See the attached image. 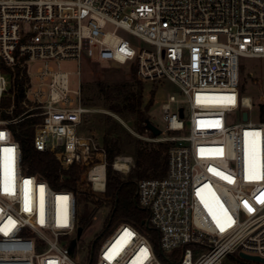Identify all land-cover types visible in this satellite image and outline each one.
Returning a JSON list of instances; mask_svg holds the SVG:
<instances>
[{
  "label": "built area",
  "instance_id": "2783aa9c",
  "mask_svg": "<svg viewBox=\"0 0 264 264\" xmlns=\"http://www.w3.org/2000/svg\"><path fill=\"white\" fill-rule=\"evenodd\" d=\"M64 59L77 60L78 73L83 62L135 66L143 81L176 83L189 105L187 114L173 94L162 104L171 133L159 139L174 142L168 168L138 182L155 234L119 222L95 264L264 258V107L244 87L246 71L264 60V0H0V264H83L79 199H89L87 188L106 192V147L81 133L92 109L70 88ZM19 88L23 111L1 117ZM6 95L12 104L2 106ZM28 117L38 118L36 149L54 152L64 168L78 165L85 188L79 180L77 190L56 189L24 170L11 125ZM112 166L128 172L135 163L117 155Z\"/></svg>",
  "mask_w": 264,
  "mask_h": 264
},
{
  "label": "rangeland",
  "instance_id": "374dc122",
  "mask_svg": "<svg viewBox=\"0 0 264 264\" xmlns=\"http://www.w3.org/2000/svg\"><path fill=\"white\" fill-rule=\"evenodd\" d=\"M137 47L144 46V43L139 39H133ZM254 62H248L252 65ZM42 65L41 62H35L32 64L31 72L34 75L37 68ZM52 65L58 69L59 66L56 63ZM255 65L253 69H248L245 73L244 87L247 88L246 94L253 96L255 100L256 107L259 108L258 103H260V97L264 94V60L263 62ZM60 68L69 73V86L71 89L83 91V97H90L94 94L95 84L98 80H102L106 85L114 89L118 94L119 86L123 89H134L138 91L137 78L135 75V70L132 66L121 65V64H111L110 61H104L101 64L95 62H83L80 73H78L79 63L77 60L64 59L60 63ZM260 75V76H259ZM143 89V103L141 105V110L146 114V118L149 117L150 120L162 129V133L158 136H152L150 131H139L138 126L141 124L140 117L138 113H129L126 117H122L119 114L113 112L108 108V104L104 97L99 95L94 102L96 104H88L92 109L86 117V127L81 130V133L87 134L92 131L98 135L103 141L104 145L115 143L118 148L117 155H130L134 159L135 166L137 164V152L139 149L143 148L146 150H152L158 148L161 142L159 138L163 134H170L171 132H166V123L163 120L162 104L168 100L169 95L173 94L177 99L182 100L181 105L185 107L186 113H189V105L185 101L187 96L181 91L180 87L170 81L163 80L161 82L154 81H142ZM85 100V99H84ZM148 109L146 105L149 104ZM175 106V105H174ZM258 110L253 112V117H256ZM114 119L121 123L126 130L131 134L129 137L126 134L122 135H107L105 133L106 125L109 120ZM168 153V152H167ZM114 168V167H113ZM122 172L118 171L124 178H128L131 175V171ZM116 170V169H115ZM80 188H85L86 183L82 181V171L80 174ZM82 190V189H81ZM80 190V191H81ZM85 191V190H84ZM87 201H82L79 199V212H83L82 216L88 212L90 216L89 223L84 227L83 233L80 237L78 245L76 247V254L79 259L82 260L83 264H87L90 259L89 252L92 243L95 241V252L94 258L91 264H95L98 260V250L101 242L109 237L119 222L114 221L110 227H106L107 220L110 218L111 214V201L105 193L93 191L87 188L85 191ZM108 198V199H107ZM94 215V217H93ZM227 264H254L255 262L239 258V259H228Z\"/></svg>",
  "mask_w": 264,
  "mask_h": 264
},
{
  "label": "trees",
  "instance_id": "16d2710c",
  "mask_svg": "<svg viewBox=\"0 0 264 264\" xmlns=\"http://www.w3.org/2000/svg\"><path fill=\"white\" fill-rule=\"evenodd\" d=\"M135 70V66H132ZM143 80L137 78L139 86L138 91L134 89H123L119 86L118 94L114 89L109 88L102 80L95 84L93 96L85 97L86 105L96 104L95 99L99 95L103 96L108 104V108L122 117L129 113H138L141 124L138 126L139 131H150L146 126V114L141 110L143 103L142 89ZM11 91V90H10ZM24 98L22 88H19L14 97V109L12 113L5 110L1 111V117H13L19 115L23 108L21 102ZM12 104L11 95L4 96L2 106ZM146 105L148 109L149 105ZM264 107V105H262ZM261 107V108H262ZM36 117H28L11 125L14 137L19 141L22 149V164L24 170L29 174H35L40 178L47 180L51 186L56 189L77 190V184L80 179L81 169L78 165L73 164L69 168H64L55 153L52 151H40L34 145ZM105 133L107 135L131 134L118 121L111 119L106 125ZM152 136H155L150 131ZM172 141L161 142L158 148L152 150L139 149L137 152V164L132 168L130 177L124 178L118 170H115L112 163L118 154V148L115 143L105 144L107 151V183L106 195L111 201V214L107 220L106 227L111 224L122 221H129L136 224L140 229L152 236L155 234L154 228L148 224L149 211L139 204L138 200V182L146 177H162L166 174L168 168V150L173 145ZM89 213L86 212L81 217V227H85L90 221Z\"/></svg>",
  "mask_w": 264,
  "mask_h": 264
},
{
  "label": "water",
  "instance_id": "95a60500",
  "mask_svg": "<svg viewBox=\"0 0 264 264\" xmlns=\"http://www.w3.org/2000/svg\"><path fill=\"white\" fill-rule=\"evenodd\" d=\"M181 115H183V108L180 109ZM245 118L247 117V112H245ZM146 126L148 128V130H150L155 136H158L162 133V129L159 128L156 124H154L149 117L146 118ZM83 232V227H79L78 231H77V237H81ZM77 242V239L73 240L72 246L70 247V250L72 251L75 244ZM240 255L246 259H252V260H256V261H263L264 262V258L258 256V255H251V254H247L244 252H240Z\"/></svg>",
  "mask_w": 264,
  "mask_h": 264
},
{
  "label": "bare ground",
  "instance_id": "6f19581e",
  "mask_svg": "<svg viewBox=\"0 0 264 264\" xmlns=\"http://www.w3.org/2000/svg\"><path fill=\"white\" fill-rule=\"evenodd\" d=\"M253 100H254V98H253ZM254 103H255V100H254ZM262 105H264V94L260 97V103H258L259 108H261ZM117 166L125 168V169L128 168V164H126L124 162H120V161L117 162Z\"/></svg>",
  "mask_w": 264,
  "mask_h": 264
},
{
  "label": "snow or ice",
  "instance_id": "6c2138e0",
  "mask_svg": "<svg viewBox=\"0 0 264 264\" xmlns=\"http://www.w3.org/2000/svg\"><path fill=\"white\" fill-rule=\"evenodd\" d=\"M258 202H260V203H264V200H258ZM247 206V205H246ZM249 210H251V209H249Z\"/></svg>",
  "mask_w": 264,
  "mask_h": 264
}]
</instances>
